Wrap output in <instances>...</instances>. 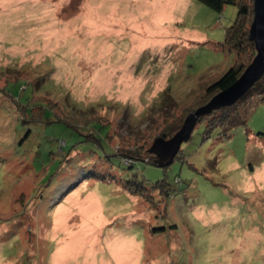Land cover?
Listing matches in <instances>:
<instances>
[{
	"label": "rangeland",
	"instance_id": "obj_1",
	"mask_svg": "<svg viewBox=\"0 0 264 264\" xmlns=\"http://www.w3.org/2000/svg\"><path fill=\"white\" fill-rule=\"evenodd\" d=\"M238 10L173 0L144 27L130 0H0V264H264V102L247 129L201 122L170 167L147 164L234 65Z\"/></svg>",
	"mask_w": 264,
	"mask_h": 264
},
{
	"label": "trees",
	"instance_id": "obj_2",
	"mask_svg": "<svg viewBox=\"0 0 264 264\" xmlns=\"http://www.w3.org/2000/svg\"><path fill=\"white\" fill-rule=\"evenodd\" d=\"M196 1L204 4L217 13H222L226 5H237L239 8L234 24L226 31L225 43L220 45L223 50H227L230 54L235 55L234 65L225 74H223L222 77L207 87L205 91V99L203 98V104L205 106L217 94L233 86L241 78L246 69L253 63L257 55L256 45L250 38V29L255 16L254 0H252L251 3H248L247 0ZM252 95L258 99L253 101L254 103L252 105H248V98ZM262 102H264V76L241 100L232 105L218 108L208 114L202 115L199 123H205L207 136L211 135L215 131H220L223 138H230L237 129L248 128L249 121L253 112L255 111V108ZM184 121V118L173 121L171 127L165 133H163L161 137L165 139L172 138L182 128ZM69 125L71 127H75V125L73 126L72 123H69ZM137 162L141 161L137 159L130 166L124 164L123 162L122 163L126 168L132 169L134 164ZM147 164L154 166V161L153 163ZM136 185L138 188H134ZM120 187H123L125 192L135 198L144 197L142 191L147 192V198L153 202L155 208H159L161 205L159 208L161 211L164 207L168 206V203L172 198V190L170 185L165 181L157 182L153 188H147L142 182L138 181H130L125 184L122 181ZM163 203H165V206L162 205ZM155 208H152V210Z\"/></svg>",
	"mask_w": 264,
	"mask_h": 264
},
{
	"label": "water",
	"instance_id": "obj_3",
	"mask_svg": "<svg viewBox=\"0 0 264 264\" xmlns=\"http://www.w3.org/2000/svg\"><path fill=\"white\" fill-rule=\"evenodd\" d=\"M254 14L250 38L256 45L257 55L253 63L233 86L217 94L207 105L190 114L182 128L172 138L160 137L154 141L148 152L155 157L156 168L165 169L174 163L182 145L191 139L202 115L238 102L264 76V0H254Z\"/></svg>",
	"mask_w": 264,
	"mask_h": 264
},
{
	"label": "crops",
	"instance_id": "obj_4",
	"mask_svg": "<svg viewBox=\"0 0 264 264\" xmlns=\"http://www.w3.org/2000/svg\"><path fill=\"white\" fill-rule=\"evenodd\" d=\"M131 3L136 4L137 10L140 11L141 21L144 27H151L152 22L156 19V17H162L163 13L169 8V4L173 0H130ZM157 5L159 10L156 8H152L150 11V15L148 16L149 20L147 19L148 9L151 6ZM151 20V21H150ZM71 57L74 59L77 58L78 54L76 52L70 54ZM81 63V61L79 62Z\"/></svg>",
	"mask_w": 264,
	"mask_h": 264
}]
</instances>
